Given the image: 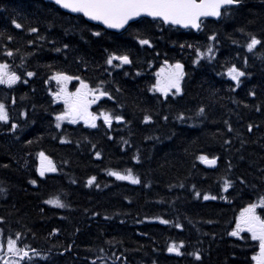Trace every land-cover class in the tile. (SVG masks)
Listing matches in <instances>:
<instances>
[{
    "label": "trees",
    "instance_id": "trees-1",
    "mask_svg": "<svg viewBox=\"0 0 264 264\" xmlns=\"http://www.w3.org/2000/svg\"><path fill=\"white\" fill-rule=\"evenodd\" d=\"M252 36L262 44L249 52ZM113 54L132 63L108 65ZM164 61L184 66L177 97L153 90ZM0 63L21 77L0 85L9 113L0 122V231L29 253L26 264H254L251 234L229 233L264 197V0H241L199 32L143 18L122 33L43 0H0ZM233 65L246 73L239 86L228 76ZM57 73L73 77L74 92L81 81L106 90L95 111L123 121L57 128ZM40 152L55 172L40 176ZM201 156L216 158V167ZM126 169L141 182L109 175ZM55 197L66 207L46 203ZM181 242L183 255L168 252Z\"/></svg>",
    "mask_w": 264,
    "mask_h": 264
},
{
    "label": "snow or ice",
    "instance_id": "snow-or-ice-1",
    "mask_svg": "<svg viewBox=\"0 0 264 264\" xmlns=\"http://www.w3.org/2000/svg\"><path fill=\"white\" fill-rule=\"evenodd\" d=\"M241 0H54V3L60 8L69 11L70 13L82 14L92 21H98L105 25L109 29H125L126 26L131 27L130 22L139 23L140 18L150 17L153 21L159 20L164 24L179 25L184 28L199 29L201 26L202 18L215 17L220 18L224 11L229 6L239 5ZM17 29L21 28V24L15 20L12 21ZM32 32H36V28H31ZM95 36H100L99 31L93 33ZM8 39H11L9 36ZM215 39V37H212ZM141 45H150L148 39H140ZM262 41L255 36H252L250 42L247 43V50L252 52L258 45H261ZM68 47V45H65ZM60 51V49H57ZM213 53L212 47H208L207 55L211 59ZM6 55L11 57L12 51H7ZM198 56H204L205 53L197 50ZM113 61H119L121 65L132 63L127 54L124 55H110L107 58V64L113 65ZM183 64L176 63L175 65H169L167 71L161 69V73H157V81L152 86L153 90L162 93L165 97L173 89L178 94L181 92V80L184 77ZM30 77L34 75L32 72H28ZM246 73L235 65L228 70V76L231 80L236 82L239 86L241 78ZM57 82H67L73 79L64 73H57L54 77ZM21 77L17 75L15 71L11 70V66L8 63H0V85H7L11 87L15 85ZM76 79H79L76 77ZM103 83V82H101ZM108 92L102 88L93 89L90 88L87 83L81 81V86L75 93H69L66 88H61L59 92L54 94V98L57 100H63L65 105V111L56 117V127H60V121L69 120L71 123H76L77 120H84L92 128H96V121L100 117L103 118L104 124L109 127L112 124L113 119L120 121L123 119L121 116H113L109 112H102L100 116L89 111L91 104L96 103L103 96H107ZM205 113V109L201 107L199 109L200 115ZM165 119H167L165 117ZM183 119V116L180 117ZM145 122L150 120V117L145 116ZM9 121V113L6 106L0 103V122L7 123ZM17 127L16 124H12L11 128L14 130ZM249 131L252 130V126L249 125ZM231 131V128H229ZM99 157L100 153H96ZM40 167L38 169L40 176H44L46 172H55L56 166L54 162L46 156L43 152L39 153ZM202 162L207 163L210 166H215L217 163L216 158L209 159L207 156H201L199 158ZM110 176H114L116 180H128L132 184H139L141 181L138 177L132 174L131 169H126L124 173L119 171H109ZM95 177H91L88 180V185H92L95 181ZM35 184L36 181H30ZM229 183L225 182V190H227ZM4 189H0L3 192ZM197 196L200 193H196ZM204 200H215V196L204 195ZM48 204H52L55 207L64 208L66 205L59 199V197L52 198L46 201ZM264 208V197L260 198L259 205L249 204L247 208L241 211L240 215L236 219V226L229 235L238 237L241 232L251 233L253 240L259 241V253L252 257L255 264H264V218L257 214V207ZM162 224H167L169 221L161 220ZM176 227H180L179 224ZM183 242L177 246L175 243L168 247V252H174L176 255H183L181 248H183ZM0 251H3V245H0ZM7 256L8 259H3V264H20V261L29 256V253L23 248L17 247V240L9 238L7 241ZM196 260H201V256L198 253H193ZM12 257H18L19 259H12Z\"/></svg>",
    "mask_w": 264,
    "mask_h": 264
},
{
    "label": "rangeland",
    "instance_id": "rangeland-1",
    "mask_svg": "<svg viewBox=\"0 0 264 264\" xmlns=\"http://www.w3.org/2000/svg\"><path fill=\"white\" fill-rule=\"evenodd\" d=\"M168 66L169 65H163L162 67H160L158 70H157V73H161V69H165V71H167V69H168ZM52 82H53V87H54V94L55 93H57V92H59L60 91V89L61 88H66L67 89V91L69 92V93H75L74 91H72L66 84L67 83H70L71 84V81H67L66 83L65 82H57V80L56 79H52ZM181 90H182V87H181ZM172 91H174V89L172 90ZM181 93V92H180ZM180 93H176V94H174V95H179ZM63 101V100H62ZM64 108H65V105H64ZM70 122L69 120H63V121H60V122ZM257 213H258V210H257ZM240 215V214H239ZM238 215V216H239ZM251 234V233H250ZM8 241V240H7ZM0 245H3V251H0V257L3 255V254H6L7 253V242H4L3 241V238H2V233H1V231H0ZM4 245H5V247H6V249H5V247H4ZM17 247H18V245H17ZM5 249V250H4ZM3 258L5 257V256H2ZM9 257L7 256V254H6V258H4V259H8ZM30 258V255L28 256V257H25L23 260H21L20 261V264H22L24 261H26L27 259H29ZM12 259H19L18 257H12Z\"/></svg>",
    "mask_w": 264,
    "mask_h": 264
},
{
    "label": "water",
    "instance_id": "water-1",
    "mask_svg": "<svg viewBox=\"0 0 264 264\" xmlns=\"http://www.w3.org/2000/svg\"><path fill=\"white\" fill-rule=\"evenodd\" d=\"M45 1H47V2H52V3H54V0H45ZM55 4V3H54ZM62 9V8H61ZM62 10H64L65 12H67V13H70L69 11H67V10H65V9H62ZM71 14H74V15H82V14H77V13H71ZM87 21H89V22H91V23H93V24H97V25H100V26H102L103 28H105V29H107V30H109V31H113V32H122V31H124L128 26H126L125 27V29H119V30H117V29H109V28H107L105 25H103V24H101L100 22H98V21H92V20H89V19H87L86 17H84ZM146 18H149V19H152V18H150V17H146ZM221 18V17H220ZM220 18H215V17H206V18H202V20H204V19H220ZM141 19V18H140ZM131 23H133V22H130V24ZM166 25H168V26H175V27H179V28H183V29H194V28H191V27H189V28H184V27H182V26H179V25H170V24H166ZM200 28H201V26H200ZM200 28L199 29H194L195 31H199L200 30ZM206 165H208L207 163H205ZM210 166V165H209Z\"/></svg>",
    "mask_w": 264,
    "mask_h": 264
},
{
    "label": "bare ground",
    "instance_id": "bare-ground-1",
    "mask_svg": "<svg viewBox=\"0 0 264 264\" xmlns=\"http://www.w3.org/2000/svg\"><path fill=\"white\" fill-rule=\"evenodd\" d=\"M209 159H211V158H209ZM203 165L206 166V167L214 168V167H216L217 163H216L215 166H209V165H206L205 162H203Z\"/></svg>",
    "mask_w": 264,
    "mask_h": 264
},
{
    "label": "flooded vegetation",
    "instance_id": "flooded-vegetation-1",
    "mask_svg": "<svg viewBox=\"0 0 264 264\" xmlns=\"http://www.w3.org/2000/svg\"><path fill=\"white\" fill-rule=\"evenodd\" d=\"M245 232H246V231H245ZM243 233H244V232H241V233H240V236H241Z\"/></svg>",
    "mask_w": 264,
    "mask_h": 264
}]
</instances>
